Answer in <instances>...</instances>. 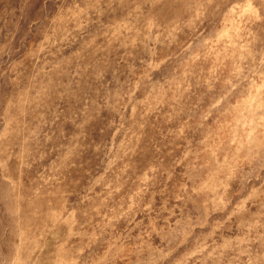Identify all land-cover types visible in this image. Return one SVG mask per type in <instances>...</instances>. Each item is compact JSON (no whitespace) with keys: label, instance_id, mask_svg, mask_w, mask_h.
Instances as JSON below:
<instances>
[{"label":"rangeland","instance_id":"obj_1","mask_svg":"<svg viewBox=\"0 0 264 264\" xmlns=\"http://www.w3.org/2000/svg\"><path fill=\"white\" fill-rule=\"evenodd\" d=\"M0 264H264V0H0Z\"/></svg>","mask_w":264,"mask_h":264}]
</instances>
